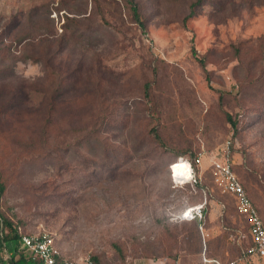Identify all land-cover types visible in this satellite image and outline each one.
Here are the masks:
<instances>
[{
	"label": "rangeland",
	"instance_id": "obj_1",
	"mask_svg": "<svg viewBox=\"0 0 264 264\" xmlns=\"http://www.w3.org/2000/svg\"><path fill=\"white\" fill-rule=\"evenodd\" d=\"M133 1L147 14L144 31L124 0H0V213L23 232L50 235L63 256L95 254L102 264L236 260L250 244L246 220L209 168L231 141L233 170L264 222V54L241 61L235 50L264 36V0H231L212 14L206 4L185 24L173 11L184 0ZM64 34L79 39L75 54H99L120 89L106 82L80 115L71 111L76 119L59 108L48 126L52 76L69 53L46 50ZM179 152L210 189L203 232L173 219L203 198L171 181ZM250 257L236 264H262Z\"/></svg>",
	"mask_w": 264,
	"mask_h": 264
},
{
	"label": "trees",
	"instance_id": "obj_2",
	"mask_svg": "<svg viewBox=\"0 0 264 264\" xmlns=\"http://www.w3.org/2000/svg\"><path fill=\"white\" fill-rule=\"evenodd\" d=\"M125 3L128 4L130 8V18L131 22L136 24L137 27L144 31L147 27L146 20H147V14L145 11H142L141 6H139V3L134 2L133 0H124ZM170 4H178V0H167ZM247 1L249 4L252 2V0H244ZM256 1V0H255ZM157 3V0H155ZM185 7L182 9L177 8L174 9V18L176 17V14H180L182 12V18L181 23H186L189 18L198 16L204 6L210 5L211 9L209 11L210 14L212 12H216L218 10L225 9H231V7L235 4L233 3L231 5V0H184ZM159 6V3H158ZM10 21L6 23L5 29H7V26ZM14 26H16V22L13 23ZM18 24V23H17ZM63 38V45L61 43L56 47L53 46L49 47L46 50V54H48V57L55 58L58 54H61L64 50H66L69 55L67 58H63L61 64H60V70L58 73H56V76H52V88L49 89L50 94L47 97L48 104L46 106V123L49 126L50 122L53 119V114L56 109H59L70 113L68 114L70 120H74L77 117L74 114H79V108H85V103L88 101V97L91 93H96L99 91V89L104 86L106 82H109L111 85H115L120 89V81L119 80H112L107 72H103L104 65L102 64L101 57L99 54H92L87 56H84V53H81L80 55L75 54L76 48L74 47V44H77V36H73L71 38L67 37V34H64ZM23 37H21L22 39ZM54 38L46 37V41H53ZM70 42V43H69ZM236 50V56L238 58L241 56V61H243V57L246 58V54L249 52H253L256 50L258 52V56L256 58H253L252 61L259 60L260 54H264V36L254 42H247L244 45L239 44L235 45ZM75 54V55H74ZM201 63L202 60L200 59ZM246 68L251 66V61L246 60ZM55 64H49L50 71H48L47 75L50 73L51 75L55 74L56 68L54 67ZM52 68V71H51ZM105 76L107 78L105 79ZM150 86L149 83L144 84V91L145 95L147 97H150ZM76 92V94L73 97H70V92ZM16 96L13 95L12 98ZM59 98H64L63 103L57 107V101H59ZM69 98L71 100H69ZM11 99V97H9ZM7 101V102H6ZM6 105L9 108L15 107L16 105L13 104L12 100L11 102L6 100ZM73 102H76L75 108L73 109ZM57 107V108H56ZM73 109V110H72ZM74 113H72V112ZM230 119V117H229ZM231 123L235 125V121L231 120ZM196 156V155H195ZM179 157H183L185 159H188V157H185L180 152L177 153L174 157L175 160ZM195 158V157H194ZM196 159V158H195ZM190 160V159H188ZM191 161V160H190ZM173 162V161H172ZM192 162V161H191ZM193 163V162H192ZM194 164V163H193ZM195 187L199 190V192L203 194L202 189L206 188L205 184L198 183L195 184ZM3 186H0V192L2 191ZM207 198L209 197V194L206 192ZM250 198V197H249ZM203 198H201L202 200ZM207 203V202H206ZM185 204H188L187 202ZM183 204V206L185 205ZM182 206V207H183ZM206 206V205H205ZM237 213V212H236ZM205 220V209L203 211V215L201 219H193L191 221H185V222H194L195 225L203 224V221ZM183 221V220H178ZM20 225L15 223L13 219L9 217L3 216V214L0 213V247L4 248L6 252H9V257L6 258L7 264H41L40 260L32 259L27 253L20 248L19 242H20V232L18 230V227ZM248 224L245 222V231H247ZM248 240L250 242L249 236L247 235ZM115 248L120 252V247L118 245H115ZM239 256H241L243 249L240 250L239 247ZM120 256L123 258V254L120 253ZM238 256V257H239ZM94 264H102L99 260V257L97 255H91ZM217 260V259H216ZM231 261V260H230ZM228 263L225 262V264Z\"/></svg>",
	"mask_w": 264,
	"mask_h": 264
},
{
	"label": "built area",
	"instance_id": "obj_3",
	"mask_svg": "<svg viewBox=\"0 0 264 264\" xmlns=\"http://www.w3.org/2000/svg\"><path fill=\"white\" fill-rule=\"evenodd\" d=\"M231 141H227L221 146L219 156L211 158L210 162V174L214 186L221 192L230 195L234 201L235 211L243 215L248 227L247 235L250 239V244L242 252L236 260H231L226 264H235L238 260H241L244 256L257 257L264 264V222L257 212L252 200L249 198L244 185L239 180L238 176L233 170V160L230 151ZM221 153V154H220ZM202 153L196 154L195 158L200 164ZM179 157L177 159H181ZM185 159V158H184ZM188 165L186 173H175L173 164L175 160L169 164V174L171 181L175 184L189 185L191 191H196L195 184L201 181L200 173H196L193 170L192 162L185 159ZM197 162V164H198ZM182 180L183 182H180ZM203 199L197 203L185 204L173 217L175 220L191 221L195 218L201 219L205 205L207 202V193L210 189L207 187L202 189ZM225 205L222 203L221 210ZM199 229L203 232L204 228L202 224L199 225ZM20 232V248H22L27 255L32 259L41 261V264H94L91 255L86 254L84 256L74 258L63 256L59 247L55 244L53 238L47 233H27L23 232L18 227ZM202 234V233H201ZM204 240V234H202ZM205 262H209L210 259L203 256ZM215 264H225L216 259H213ZM164 264H180L177 258H170Z\"/></svg>",
	"mask_w": 264,
	"mask_h": 264
},
{
	"label": "crops",
	"instance_id": "obj_4",
	"mask_svg": "<svg viewBox=\"0 0 264 264\" xmlns=\"http://www.w3.org/2000/svg\"><path fill=\"white\" fill-rule=\"evenodd\" d=\"M221 211L219 210V213ZM9 252H6V250L2 247H0V264H7L6 262V258L9 257ZM250 256H244L240 261L244 260L245 258H248ZM251 258V257H250ZM253 259V257H252ZM167 261V258H164L161 263L159 261H153V260H150L148 264H164L165 262ZM261 261V260H260ZM262 263V261H261ZM236 264V263H235ZM263 264V263H262Z\"/></svg>",
	"mask_w": 264,
	"mask_h": 264
},
{
	"label": "bare ground",
	"instance_id": "obj_5",
	"mask_svg": "<svg viewBox=\"0 0 264 264\" xmlns=\"http://www.w3.org/2000/svg\"><path fill=\"white\" fill-rule=\"evenodd\" d=\"M173 169L175 173H186V171L188 170L187 162L185 161L184 158L175 159V163L173 164ZM180 182H183V181L180 180Z\"/></svg>",
	"mask_w": 264,
	"mask_h": 264
}]
</instances>
